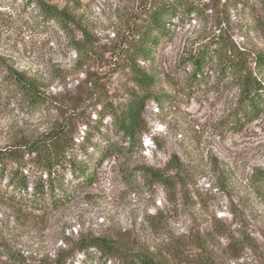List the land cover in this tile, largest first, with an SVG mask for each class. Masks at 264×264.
<instances>
[{
	"label": "rangeland",
	"instance_id": "374dc122",
	"mask_svg": "<svg viewBox=\"0 0 264 264\" xmlns=\"http://www.w3.org/2000/svg\"><path fill=\"white\" fill-rule=\"evenodd\" d=\"M35 1L0 0V149L73 120V157L99 161L100 151L107 153L90 166V183L74 182L69 201L56 208L20 210L0 195V264H15L6 249L26 264L63 251L69 252L67 264H125L95 249L77 252L88 237L115 241L131 254L148 251L169 264H198L200 258L207 264H264V199L252 183L255 171L264 169V114L234 125L239 91L231 78L219 80L214 62L192 89L187 85V60L204 47L226 41L249 63L264 53L260 0H198L200 14L172 20L156 62L141 63L157 77L150 92L111 73L101 60L110 57L102 52L126 40L117 34L139 17L141 0H78L77 18L98 47L87 59L75 50L82 33L45 18ZM11 71L36 81L39 105L18 90ZM90 77L99 79V91L87 83ZM259 77L264 82V73ZM146 93L155 99L146 102L137 146L128 149L101 103H112L119 113L130 94ZM116 143L125 150L107 148ZM148 169L174 183L153 180ZM8 183L0 180V193Z\"/></svg>",
	"mask_w": 264,
	"mask_h": 264
},
{
	"label": "trees",
	"instance_id": "16d2710c",
	"mask_svg": "<svg viewBox=\"0 0 264 264\" xmlns=\"http://www.w3.org/2000/svg\"><path fill=\"white\" fill-rule=\"evenodd\" d=\"M35 2L45 18L58 22L67 32L82 33L83 39L75 43V50L80 57L87 59L97 54L96 43L89 40L90 32L79 17L77 18L78 0H66L67 5L62 9L44 0ZM234 2L231 3L232 6H235ZM260 4L262 15L257 29L264 32V0H260ZM140 9L139 17L129 23L126 22V31L123 34H117V39L126 40L122 41L118 47L102 52L105 55L109 54L110 57L106 60L101 57V60L107 63L111 73L122 74L138 89L150 92L157 84V77L153 71H149L141 63L156 62L157 50L162 39L171 35L172 20L179 16L182 18L200 14L201 6L198 0H141ZM187 62L192 68L187 81L190 89L201 81L200 78H204L205 68L213 62L219 80L231 78L236 83L239 98L232 114L235 126L242 127L264 114V82L259 77L264 73V53H257L253 57V62L249 63L242 53L231 48L228 42L222 41L219 44L204 47ZM11 75L18 90L24 93L31 104L39 105L41 103L40 89L36 86V81L28 79L17 71H13ZM87 83L91 84L96 91L100 90L98 78L90 77ZM150 97L153 95L130 94L124 110L119 113L114 110L112 103H101L102 109L113 117L117 132L122 134L128 149H134L137 146L138 138L143 130L146 102ZM153 98L155 99V96ZM75 126L73 120H65L35 139L1 148L0 180L9 179L6 191L0 193L1 197L20 210L29 208L32 211L41 212L69 201L71 198L69 188L74 182L78 181L79 185L90 183L93 178L90 166L92 163L100 164L107 151L94 149L95 153L101 150L99 161H93V157L78 161L72 156L75 151L73 140ZM107 148L119 152L126 147L116 143L109 144ZM26 154L30 156L27 160ZM14 165L17 167L14 168ZM177 169V173L180 174L181 168L177 166ZM147 172L148 176L161 184L174 183L171 182V177L159 171L148 169ZM68 175L69 179H67ZM252 183L254 193L264 199V169L255 171ZM90 249L99 251L107 259L119 257L125 264H169L148 251L131 254L115 241L104 238L83 239L78 245L77 252L86 253ZM3 254L15 264L27 262L25 257L11 249H6ZM68 254L69 252L66 251L60 252L54 259L40 264H67ZM199 260L198 264H207Z\"/></svg>",
	"mask_w": 264,
	"mask_h": 264
}]
</instances>
